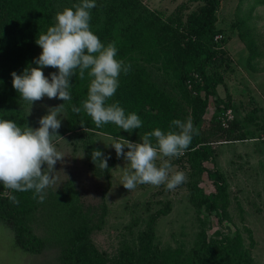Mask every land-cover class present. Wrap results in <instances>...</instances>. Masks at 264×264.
Listing matches in <instances>:
<instances>
[{
	"label": "rangeland",
	"instance_id": "1",
	"mask_svg": "<svg viewBox=\"0 0 264 264\" xmlns=\"http://www.w3.org/2000/svg\"><path fill=\"white\" fill-rule=\"evenodd\" d=\"M106 1L50 0L49 30L44 31L28 62L16 73L14 107L20 120L15 119L17 127L0 125V175H4V165L11 184L28 179L36 185L33 193L36 208L26 224L41 248L29 251L17 247L13 243V226L0 221V264H60L55 232L63 226L59 221L63 215L52 203L59 200L56 195L65 194L69 189L76 193L90 227L78 244L83 264H113L121 246L134 244L150 215L166 202L170 207L168 213L152 224L153 243L158 248L188 250L200 229L201 219L206 221L203 229L207 235L215 229L229 232L237 228L251 264H264V147L253 153L250 142L219 143L215 146L216 158L213 152L202 162L210 169L215 161L225 157L233 161L231 165L219 161L227 173L228 218L223 217L219 223L214 211L192 206L188 188L191 170L181 143L190 130H197V125H192L189 105L180 98L177 85L164 71L160 60L139 61L140 66L135 67L143 69L154 82L157 97L172 100V108L167 112L159 110L158 119L147 117L143 122L133 123L112 95L109 109L117 137L99 132L91 136L113 160L110 166L109 162L96 165L86 160L81 137L67 128L65 88L57 77L65 71L67 27L76 31L102 25ZM199 2L135 0L133 14L159 13L187 34L192 30L189 18ZM215 17L214 25L221 29L224 38L227 61L211 63L205 72L223 78L217 83V94L222 99L229 94L240 114L260 106L259 112L264 117V0H219ZM248 46L252 56L248 55ZM2 55L0 50V61ZM94 65L96 71L90 79L112 68L110 64L99 63L97 58ZM99 88L100 84H95V90ZM215 101V95L208 98L200 115L202 128L215 116ZM146 111L157 112L148 107ZM241 145V151L250 156L239 160L240 153L236 151ZM241 165H245V171ZM200 177L198 185L203 193L212 192L213 185L205 172ZM0 187V197L7 198L9 188H4V181ZM243 226L250 229L253 239L250 247Z\"/></svg>",
	"mask_w": 264,
	"mask_h": 264
},
{
	"label": "trees",
	"instance_id": "2",
	"mask_svg": "<svg viewBox=\"0 0 264 264\" xmlns=\"http://www.w3.org/2000/svg\"><path fill=\"white\" fill-rule=\"evenodd\" d=\"M49 1L0 0V50L3 52L0 61L1 126L17 127L20 120L14 107L18 80L16 73L28 62L44 31L49 30ZM134 1L107 0L101 15L102 25L93 29L81 27L74 31L67 27L65 71L61 77H57L65 88L67 128L81 137L87 161L96 165L109 162L110 166L113 157L93 140L91 134L99 132L117 137L109 109L112 95L133 123L143 122L147 117L158 119L159 110L167 112L173 106L170 98L160 99L156 96L154 82L148 79L143 69L135 67L140 66L139 61L160 60L164 71L177 85L180 98L189 105L192 125H197V130H190L181 143L192 176L188 181L190 204L214 211L220 223L223 217L228 218L227 173L218 168L216 162L210 169L204 167L202 162L207 160L210 153L214 152L213 157L216 156L215 146L219 143L250 142L253 146L264 147V140L256 138L264 130V117L259 112L261 107H252L249 112L240 114L229 94L224 99L217 94V83L223 78L205 72L211 63L227 61L222 31L214 25L219 0H200L197 3L191 18L188 17L192 30L187 34L172 21L163 19L159 13L145 11L133 14ZM50 46L49 43V49ZM250 48L247 47L248 55L252 56ZM96 58L99 63L110 64L112 68L90 79L96 71ZM98 83L100 88L96 91L95 84ZM212 95L216 96L217 102L215 116L208 119L206 128H202L200 115ZM147 107L155 109L156 114H149ZM227 108L231 110L232 118L226 125H221L219 117ZM254 131H257L255 135ZM212 143H215L213 147ZM230 162L232 164L233 161ZM3 169L0 186L4 181V188H9V194L7 198L0 197V221L13 226V243L17 247L37 251L41 245L29 234L26 224L28 216L36 208L33 202L36 185L28 179L11 184L4 165ZM203 172L213 185V191L206 194L198 185ZM56 197L59 200L52 205L63 215L59 218L63 226L55 232L60 248L58 261L60 264H83V253L78 244L90 230L85 214L81 211L76 193L71 189ZM169 208L166 202L150 215L144 228L137 233L134 244L124 243L113 264H251L248 249L243 246L237 228L229 232L215 229L207 235L203 229L206 221L201 219L198 223L200 229L188 250L184 251L181 247L158 248L153 243L152 224L156 218L167 214ZM243 230L250 247L253 243L250 229L243 226Z\"/></svg>",
	"mask_w": 264,
	"mask_h": 264
},
{
	"label": "crops",
	"instance_id": "3",
	"mask_svg": "<svg viewBox=\"0 0 264 264\" xmlns=\"http://www.w3.org/2000/svg\"><path fill=\"white\" fill-rule=\"evenodd\" d=\"M237 143H239V142H237ZM247 144V143H246ZM228 146H230V145H228ZM227 146V147H228ZM245 146H247L248 147V145H245ZM242 145L240 146V147H237V151L236 152H239L240 154L239 155H237V157L239 158V160L240 159H242V158H245L246 159V156L248 155V156H250L249 154H247L246 153V151H244V150H242L241 151V149H242ZM261 147H263V146H259V147H257V146H253L252 145V147H251V151H253V153H257V152H259L260 151V148ZM240 149V150H239ZM235 152V151H234ZM234 152H233V155H234ZM232 154V153H231ZM257 154H255L254 155V158H255V156H256ZM217 156V155H216ZM235 156V155H234ZM216 158V157H215ZM226 158L227 157H225L224 159L225 160H219L220 161V163H223L224 165H226V164H229V165H231L230 163V160H232L231 158H227V160H226ZM258 159V158H257ZM219 161L217 160V161H215L216 162V165L218 166V168H220L221 170H223V168H222V166L219 164ZM263 162V164H264V161H262ZM242 166V171H245L246 169H245V165H241Z\"/></svg>",
	"mask_w": 264,
	"mask_h": 264
},
{
	"label": "built area",
	"instance_id": "4",
	"mask_svg": "<svg viewBox=\"0 0 264 264\" xmlns=\"http://www.w3.org/2000/svg\"><path fill=\"white\" fill-rule=\"evenodd\" d=\"M218 36H215L217 38ZM232 118V112L229 108L225 109L219 117L221 125H226V122ZM259 140H264V130L256 137Z\"/></svg>",
	"mask_w": 264,
	"mask_h": 264
}]
</instances>
